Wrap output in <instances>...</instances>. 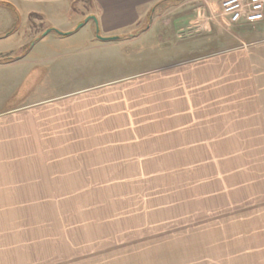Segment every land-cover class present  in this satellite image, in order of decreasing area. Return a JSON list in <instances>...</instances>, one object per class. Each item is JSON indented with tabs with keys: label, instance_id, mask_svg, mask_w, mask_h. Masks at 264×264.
<instances>
[{
	"label": "rangeland",
	"instance_id": "rangeland-1",
	"mask_svg": "<svg viewBox=\"0 0 264 264\" xmlns=\"http://www.w3.org/2000/svg\"><path fill=\"white\" fill-rule=\"evenodd\" d=\"M222 1H165L133 38L98 43L104 47L82 60L86 69L96 63L91 83L76 84L80 74L63 68L64 92L236 47L251 29L224 20ZM78 7L75 13L85 15L87 8ZM0 20L7 28L19 20L17 36L28 40L45 35L48 20L68 19L0 6ZM190 23L202 30L187 28ZM18 39L1 42L0 50L21 54ZM11 85L4 73L0 112L26 93L12 95ZM146 123L131 126L140 128L136 137L96 138L95 167L67 178L83 184L28 185L2 177L0 198L8 199L0 200V264H264V152L153 153L172 147L145 137Z\"/></svg>",
	"mask_w": 264,
	"mask_h": 264
},
{
	"label": "crops",
	"instance_id": "crops-1",
	"mask_svg": "<svg viewBox=\"0 0 264 264\" xmlns=\"http://www.w3.org/2000/svg\"><path fill=\"white\" fill-rule=\"evenodd\" d=\"M165 1L0 0V6L29 16L68 19L48 20L47 33L28 40L17 36L19 20L9 28L0 20V44L17 37L22 50L17 59L0 63V87L8 73L11 94L26 91L17 105L0 112V179L8 176L28 185L83 184L67 178L79 176L84 166L95 167L96 138L136 137L140 128L131 126L137 122H148L144 135L156 139L153 144L172 147L153 153L264 152V21L248 25L251 31L241 35L244 41L236 47L114 83L93 84L84 91L64 92L67 86L59 73L66 67L80 74L76 84L97 78L96 63L86 69L82 62L104 47L98 43H107L97 38V28L104 38H133ZM78 6L87 8L85 15L75 13ZM90 17L97 22L91 19L79 28ZM191 24L187 28L197 25ZM197 28L202 30L201 25ZM86 162L90 164L82 165Z\"/></svg>",
	"mask_w": 264,
	"mask_h": 264
},
{
	"label": "built area",
	"instance_id": "built-area-1",
	"mask_svg": "<svg viewBox=\"0 0 264 264\" xmlns=\"http://www.w3.org/2000/svg\"><path fill=\"white\" fill-rule=\"evenodd\" d=\"M221 7L231 24L256 25L264 21V0H223Z\"/></svg>",
	"mask_w": 264,
	"mask_h": 264
},
{
	"label": "water",
	"instance_id": "water-1",
	"mask_svg": "<svg viewBox=\"0 0 264 264\" xmlns=\"http://www.w3.org/2000/svg\"><path fill=\"white\" fill-rule=\"evenodd\" d=\"M91 19H93L95 22H97V19H96L95 17H90V18H87V19L85 20V22L79 26V28H82V27H83L86 23H88ZM48 32H50V30H49ZM96 34H97V38L100 39V40H102L103 42H108V41H118V40L121 39V38H119V37L104 38V37H102V36L100 35V29H99V28H97Z\"/></svg>",
	"mask_w": 264,
	"mask_h": 264
},
{
	"label": "trees",
	"instance_id": "trees-1",
	"mask_svg": "<svg viewBox=\"0 0 264 264\" xmlns=\"http://www.w3.org/2000/svg\"><path fill=\"white\" fill-rule=\"evenodd\" d=\"M32 15H36V14H32ZM139 33V32H138ZM70 34H72V33H70ZM70 34H63L64 36H68V35H70ZM18 57H20V56H17V55H13L12 54V56L10 57V58H0V63H7V62H10V61H12V60H15V59H17Z\"/></svg>",
	"mask_w": 264,
	"mask_h": 264
},
{
	"label": "flooded vegetation",
	"instance_id": "flooded-vegetation-1",
	"mask_svg": "<svg viewBox=\"0 0 264 264\" xmlns=\"http://www.w3.org/2000/svg\"><path fill=\"white\" fill-rule=\"evenodd\" d=\"M12 54H13V53H11V55L8 54V55H5V56H3V57H4V58H10V57L12 56Z\"/></svg>",
	"mask_w": 264,
	"mask_h": 264
}]
</instances>
